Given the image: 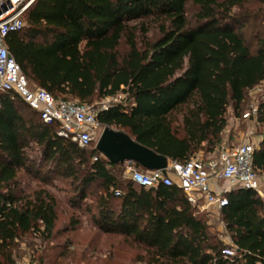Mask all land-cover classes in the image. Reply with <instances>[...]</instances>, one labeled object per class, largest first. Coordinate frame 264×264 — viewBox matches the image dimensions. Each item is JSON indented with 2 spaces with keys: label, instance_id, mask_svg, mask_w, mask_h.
<instances>
[{
  "label": "trees",
  "instance_id": "16d2710c",
  "mask_svg": "<svg viewBox=\"0 0 264 264\" xmlns=\"http://www.w3.org/2000/svg\"><path fill=\"white\" fill-rule=\"evenodd\" d=\"M23 20L5 44L30 84L77 103L124 95L98 113V123L168 162H185L205 146V157L213 154L228 107L238 117L246 93L264 81V0H33ZM252 117L264 127V99ZM58 129L17 95L0 94V264H15L25 240L58 238L54 196L25 182L58 177L70 182L69 205L84 208L115 242L104 247L102 236L78 253L67 236L51 251L34 249L35 264H115L123 246L137 251L127 264H264L257 191L225 193L219 218L235 251L225 257L205 213L176 184L138 186L123 177V163ZM252 165L264 175V133Z\"/></svg>",
  "mask_w": 264,
  "mask_h": 264
},
{
  "label": "built area",
  "instance_id": "2783aa9c",
  "mask_svg": "<svg viewBox=\"0 0 264 264\" xmlns=\"http://www.w3.org/2000/svg\"><path fill=\"white\" fill-rule=\"evenodd\" d=\"M32 1L0 0V94L8 92L17 95L38 112L44 123L58 122L59 136L69 138L82 148L95 147L102 129L97 115L109 104L103 99L86 104L54 98L45 89L29 83L7 49L6 36L24 26L23 13ZM255 111L256 108L252 110V115ZM243 117H247V114H243ZM254 148L249 141L233 145L223 143L207 157L194 154L185 162L170 161L164 169L158 170H140L135 167V163L125 161L124 177L145 188L176 184L192 205L219 210L227 203L225 193L235 187L260 193V180L252 165ZM212 179L227 185L213 190L210 186ZM200 202L202 207L198 206ZM221 252L225 257H232L235 251L228 244Z\"/></svg>",
  "mask_w": 264,
  "mask_h": 264
},
{
  "label": "rangeland",
  "instance_id": "374dc122",
  "mask_svg": "<svg viewBox=\"0 0 264 264\" xmlns=\"http://www.w3.org/2000/svg\"><path fill=\"white\" fill-rule=\"evenodd\" d=\"M193 13L194 8H192L190 4L187 3L186 16L190 21L193 20ZM147 35L150 39L156 38L158 35L157 27L154 22H150ZM123 97L124 95L118 94L114 97L104 98L103 101L110 104L122 100ZM262 99H264V81L246 93L245 103L243 105L241 114L238 117L234 116L231 106L228 107L226 113L227 125L220 136V143L214 147L215 151L218 150L220 145L223 143L233 145L249 141L252 142L254 146L258 144L261 139V134L264 133V127L258 126L255 123L254 118L252 117V110L256 108L257 104ZM97 101L99 100L93 101L92 103ZM243 114H247V117L244 118ZM175 117L176 121L174 122V125H178L180 123L181 115L176 112ZM101 127L103 129V126ZM205 147L197 151L196 154L200 153L203 157H205ZM258 177L260 180L259 192L261 193L258 194L264 201V175L258 174ZM25 182L27 185H29V188L45 189L54 196L57 213L55 229H58L56 234L58 235V238L56 240H50L47 242H42V240L39 238H32L28 239V241L25 240L24 242L20 243L19 252L15 258V264L18 262H28L29 264H35L34 249L41 251L46 247L47 249L45 251L50 250L49 247L51 245H54L56 242L64 241L67 236H70L74 239V241L77 242V245L72 247V251L78 253H80L81 249H83L82 247H84L88 241H94L102 236L104 237V241L102 243L104 247H108L111 243L115 242L112 238H110L109 235H102L93 227L90 214L87 213L84 208H77L69 205L68 200L71 197V188L68 179L58 177L46 182H42L40 180H34L32 182L28 180ZM198 206L202 207V202H200ZM198 209L201 211V213H205V217H207L208 223L210 224L211 233L216 234L218 239L224 242V245L230 244V239L224 230L223 223L219 218V210L215 207H204ZM74 223L75 225L73 226ZM88 253L90 254L91 252L89 251ZM136 253L137 251L134 249H129L123 246L122 250L116 255L115 264H127L130 260V257L132 255L134 256Z\"/></svg>",
  "mask_w": 264,
  "mask_h": 264
},
{
  "label": "water",
  "instance_id": "95a60500",
  "mask_svg": "<svg viewBox=\"0 0 264 264\" xmlns=\"http://www.w3.org/2000/svg\"><path fill=\"white\" fill-rule=\"evenodd\" d=\"M96 150L110 163L131 161L146 170L164 169L165 156L140 144L126 132L104 126L95 145Z\"/></svg>",
  "mask_w": 264,
  "mask_h": 264
},
{
  "label": "crops",
  "instance_id": "0c3cea01",
  "mask_svg": "<svg viewBox=\"0 0 264 264\" xmlns=\"http://www.w3.org/2000/svg\"><path fill=\"white\" fill-rule=\"evenodd\" d=\"M197 154H199V155H201L200 153H197ZM222 185V183H217L215 180H210V186H211V188L213 189V190H216V189H218V186H221ZM226 186L227 184L226 183H223V186Z\"/></svg>",
  "mask_w": 264,
  "mask_h": 264
}]
</instances>
